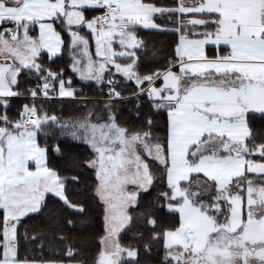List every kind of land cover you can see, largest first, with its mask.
I'll list each match as a JSON object with an SVG mask.
<instances>
[{"label": "snow or ice", "instance_id": "snow-or-ice-1", "mask_svg": "<svg viewBox=\"0 0 264 264\" xmlns=\"http://www.w3.org/2000/svg\"><path fill=\"white\" fill-rule=\"evenodd\" d=\"M0 264H264V0H0Z\"/></svg>", "mask_w": 264, "mask_h": 264}, {"label": "trees", "instance_id": "trees-1", "mask_svg": "<svg viewBox=\"0 0 264 264\" xmlns=\"http://www.w3.org/2000/svg\"><path fill=\"white\" fill-rule=\"evenodd\" d=\"M173 36L171 35H166V36H160V37H157V39L161 42V43H170L172 40H173Z\"/></svg>", "mask_w": 264, "mask_h": 264}]
</instances>
